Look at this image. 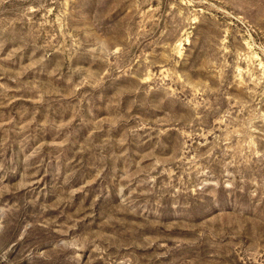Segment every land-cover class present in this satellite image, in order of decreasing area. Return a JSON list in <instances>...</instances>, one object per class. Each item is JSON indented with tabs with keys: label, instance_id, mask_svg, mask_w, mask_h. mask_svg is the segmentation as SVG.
<instances>
[{
	"label": "rangeland",
	"instance_id": "rangeland-1",
	"mask_svg": "<svg viewBox=\"0 0 264 264\" xmlns=\"http://www.w3.org/2000/svg\"><path fill=\"white\" fill-rule=\"evenodd\" d=\"M0 264H264V0H0Z\"/></svg>",
	"mask_w": 264,
	"mask_h": 264
}]
</instances>
